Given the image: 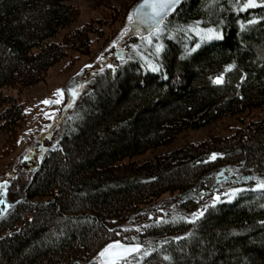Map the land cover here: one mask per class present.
Instances as JSON below:
<instances>
[{
  "label": "trees",
  "instance_id": "1",
  "mask_svg": "<svg viewBox=\"0 0 264 264\" xmlns=\"http://www.w3.org/2000/svg\"><path fill=\"white\" fill-rule=\"evenodd\" d=\"M75 1L0 0V133L10 152L27 114L25 102L4 90L21 94L70 51L91 52L92 22L55 41L79 20ZM256 2L186 0L164 23L172 38L150 50L157 71L134 58L95 73L25 198L0 221V264H98L108 245L134 237L149 254L127 264H264V189L256 188L264 180V119L133 161L184 132L264 107V0ZM198 21L223 40L195 50L199 39L185 29ZM224 171L231 175L221 183ZM223 186L239 191L215 200ZM166 195L184 216L150 221L141 232L120 227Z\"/></svg>",
  "mask_w": 264,
  "mask_h": 264
},
{
  "label": "rangeland",
  "instance_id": "2",
  "mask_svg": "<svg viewBox=\"0 0 264 264\" xmlns=\"http://www.w3.org/2000/svg\"><path fill=\"white\" fill-rule=\"evenodd\" d=\"M139 1L78 0L72 2L71 4L76 6L79 11V20L69 29L62 31L55 41L61 40L69 31L92 22L94 28L97 27V30L95 29L97 33L90 36L92 42L90 54L85 56L70 51L64 60L51 68L43 83L25 90L21 94L12 89L4 90L5 94L25 102L27 122L19 131L16 149L11 152L5 149L6 133H0V221L15 208L19 201L25 198L40 158L59 143L64 134L68 117L75 110L79 98L90 90L96 72L110 66L113 67L117 61L115 55L119 52L124 55L122 61L139 58L150 69L155 67L151 63L150 50L157 52V47L162 46L163 38L166 36L172 38L173 33L169 34L168 26L162 23L161 31L158 34L154 31L130 44L124 43V39H127L131 32L130 25L133 23L129 22L128 17ZM259 5L257 3V6ZM114 11L117 13L115 14ZM115 15L116 18H114ZM197 27L200 29L212 28L202 26L200 21L186 27L185 32L187 34L194 35L199 39L195 50L200 49L205 43L221 41L224 38L221 31L212 28L221 33L222 39H201L193 31ZM44 101L50 103L46 104ZM242 119H245L244 121L247 123L263 120L264 107L247 114L225 117L198 130L184 132L173 143L151 150L145 155L133 159V161L142 163L161 154L174 151L188 143L205 141L212 135L231 136L243 124ZM230 175L231 172L224 171L219 176V181L223 183ZM233 190L226 186L220 187L215 198L219 196L218 201L222 200L223 197L232 200L238 192L232 195ZM174 200V196L166 195L151 205L141 208L140 212L130 216L120 227L141 232L142 226L150 221L160 222L184 216ZM211 201L209 198L204 201L199 211H204V208ZM133 240L134 243H138L136 237ZM97 262L103 264L99 258Z\"/></svg>",
  "mask_w": 264,
  "mask_h": 264
},
{
  "label": "snow or ice",
  "instance_id": "3",
  "mask_svg": "<svg viewBox=\"0 0 264 264\" xmlns=\"http://www.w3.org/2000/svg\"><path fill=\"white\" fill-rule=\"evenodd\" d=\"M180 3V0H143V2L134 10L133 14H130L128 17L129 22L134 21V17L139 20L140 22H143L144 18H148L155 22L154 28L155 32L158 34L160 29V24L164 20V18L175 9V7ZM257 2L256 0H245V3L243 5L244 8L249 7H256ZM193 31L196 32L198 36L201 37V39H207L211 40L213 38L222 39L221 33L216 31L212 28H206V29H200V28H194ZM151 43V40H149ZM162 46L157 47V52L161 51ZM111 67V66H110ZM158 69L153 67V71H157ZM222 77H217L215 79V83H221ZM75 95V93H73ZM59 103V101H56ZM44 103H50L49 101H44ZM216 154H213L211 159H215ZM258 189H264V181H259L257 183ZM239 191V189H234L232 192V195L235 194V192ZM231 198V197H229ZM216 200H219V196L215 198ZM203 215V211H199L197 213L192 214V220L189 222L194 223L196 219H198L200 216ZM179 239V238H178ZM113 249H119L118 252H112ZM131 253H137L141 256V258L145 255H148V251L141 252V248L139 245L135 246H125L120 244L119 242L115 244L108 245L101 253L100 256L105 258L103 264H121V261H124V264H127V257ZM164 259L168 260L170 257L165 256Z\"/></svg>",
  "mask_w": 264,
  "mask_h": 264
},
{
  "label": "water",
  "instance_id": "4",
  "mask_svg": "<svg viewBox=\"0 0 264 264\" xmlns=\"http://www.w3.org/2000/svg\"><path fill=\"white\" fill-rule=\"evenodd\" d=\"M186 0H180V3L175 7V9L173 11H171L165 18L164 20L162 21V23L167 20L170 16H172L173 14H175L179 8L183 5V3L185 2ZM143 2V0H140L134 7H133V10H132V14L134 12V10ZM161 23V24H162ZM154 24L155 22L148 19V18H144L143 22H140L139 20H137L135 17H134V21L133 23L130 25V34L127 38V40H131L135 37H139V38H143L146 34H150L152 32L155 31V28H154ZM160 24V26H161ZM139 31H142V33L140 34ZM125 42V41H123ZM115 58L117 60H123L124 59V55L122 52H119L115 55ZM122 245H125V246H135V245H139L141 250H142V245L141 244H135V243H132V244H122ZM112 252H118L119 249H113L111 250ZM138 255L137 253H131L126 259H130L134 256ZM104 259L103 257L99 256V260L103 263L104 262ZM122 262V261H121Z\"/></svg>",
  "mask_w": 264,
  "mask_h": 264
}]
</instances>
